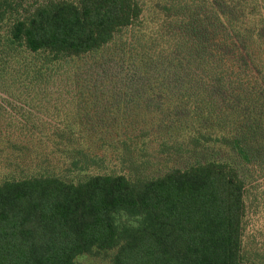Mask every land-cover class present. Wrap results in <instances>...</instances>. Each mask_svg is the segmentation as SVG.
I'll return each instance as SVG.
<instances>
[{"label": "trees", "instance_id": "trees-1", "mask_svg": "<svg viewBox=\"0 0 264 264\" xmlns=\"http://www.w3.org/2000/svg\"><path fill=\"white\" fill-rule=\"evenodd\" d=\"M169 1L149 8L164 15L151 34L159 54L147 51L149 64L116 75L123 99L138 90L146 100L138 136L104 137L120 127L74 119L39 139L21 124L23 140H0V264H75L94 253H111V264H247L242 170L258 167L264 151V0ZM145 8L143 0H0V68L20 57L22 81L35 86L54 66L91 61L87 88L98 75L97 86L115 85L107 78L116 68L100 74L96 57L118 39L125 47L135 27L136 41L144 36ZM191 63L211 85L204 103L200 81L185 80ZM170 89L176 103L163 106ZM183 108L182 124L173 112ZM149 124L167 135L153 151L142 132Z\"/></svg>", "mask_w": 264, "mask_h": 264}, {"label": "rangeland", "instance_id": "rangeland-1", "mask_svg": "<svg viewBox=\"0 0 264 264\" xmlns=\"http://www.w3.org/2000/svg\"><path fill=\"white\" fill-rule=\"evenodd\" d=\"M166 1H168L167 3L170 2L169 0H143L144 7H146L143 13L145 35L140 36V39L136 41L134 38L136 31L140 34L142 30L139 29L140 27H135L133 32L127 33L129 35L125 37V47H120L122 44L118 39L110 48L111 50L108 49L96 57L102 66V68H99L100 74H103L109 68H116V73L108 74L109 78H107L111 79L115 85L97 86V83L101 82L100 75H98L97 79L99 81L95 82L96 85H89L90 88H87L88 81L92 77H90L91 68L92 75L95 70L93 66L95 62L91 61L77 70L70 66H54L53 73L49 74L50 78L41 80L35 86H27L22 81L20 67H18L20 57L16 56L12 65L0 68V140H23L25 136L20 130L22 128L21 124H30L35 127L37 130L34 131L32 138L39 139L51 133L44 130L50 125L64 126L73 122L74 119L76 123L85 121L90 124L95 122L100 124L101 122L120 127L118 130L111 129L102 132L104 137L127 139L138 136V129L132 130L135 127L134 122H140L139 124H141L146 119L145 113H142L146 100L141 99L143 92L138 90H134V95L137 96H132V98L135 97L134 99L129 97L123 99L121 93L124 92V88L120 86L119 77L116 75L120 72L124 73L131 63L149 64L150 55L146 53L147 51L151 55L159 54L160 47L157 48L152 43L151 34L152 31L162 30L164 15H155L149 8L151 6L154 8L156 3L162 5ZM191 1L200 5L203 0ZM207 2L212 4L214 0H205L206 4ZM158 44H160V41H158ZM118 49H124L129 54L123 58L110 54L118 52ZM135 56L136 58H132ZM139 57L141 58L138 59ZM186 67L189 74L186 73L185 80H191L190 82L195 80L197 85L199 83L197 80L200 81L198 90L201 95L198 100L204 103L211 93L208 91L211 87L208 77L205 73H199L193 63L186 64ZM178 72L180 71L178 70ZM253 88L254 93L259 92V97H262L261 91H258L255 86ZM129 91L133 92L130 88ZM118 93L121 95H117ZM171 96L170 89L165 96L166 100H163V106L176 103L170 98ZM189 102L194 103L195 98ZM77 104L80 107L85 106V110H82V120L80 113L77 112ZM137 112L142 114L133 116ZM173 114L176 115L179 121L181 120L182 124L188 120L187 109L175 110ZM211 118L212 120L209 123L217 128L216 118ZM222 122L227 126L224 121ZM153 127L151 124L146 125L142 131L149 134L150 140H154V143H151L152 146H150L151 151L156 150L157 144L160 142H157L158 139L167 138L165 131L160 128V124L153 125ZM228 128H231L229 130H235L237 125H229ZM214 153L218 156H224L218 151H214ZM259 153L258 167L251 165L242 170L244 181L242 254L247 264H264V163H259L262 159L264 160V151H257L256 156ZM110 256L111 253L82 255L76 258L75 264H111Z\"/></svg>", "mask_w": 264, "mask_h": 264}]
</instances>
